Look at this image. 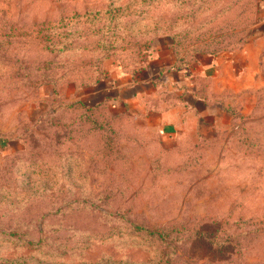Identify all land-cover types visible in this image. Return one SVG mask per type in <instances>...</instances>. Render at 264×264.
I'll return each instance as SVG.
<instances>
[{
    "label": "rangeland",
    "instance_id": "rangeland-1",
    "mask_svg": "<svg viewBox=\"0 0 264 264\" xmlns=\"http://www.w3.org/2000/svg\"><path fill=\"white\" fill-rule=\"evenodd\" d=\"M263 16L0 0V264H264Z\"/></svg>",
    "mask_w": 264,
    "mask_h": 264
},
{
    "label": "crops",
    "instance_id": "crops-1",
    "mask_svg": "<svg viewBox=\"0 0 264 264\" xmlns=\"http://www.w3.org/2000/svg\"><path fill=\"white\" fill-rule=\"evenodd\" d=\"M260 26L263 28L262 30H263V32L262 33H264V16H263V19H262V21L260 22ZM264 35V34H263ZM263 38V37H262ZM232 64H231V66L233 67V65L234 64H236V63H238V55H235L233 58H232ZM171 112H173V110H171V111H169V112H167V113H165V114H163V115H169ZM170 125V124H169ZM172 126V125H171ZM171 130L169 129V128H165V130H164V133L165 134H171Z\"/></svg>",
    "mask_w": 264,
    "mask_h": 264
}]
</instances>
